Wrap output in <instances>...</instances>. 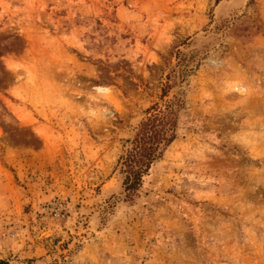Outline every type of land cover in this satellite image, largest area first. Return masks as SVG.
<instances>
[{
	"label": "rangeland",
	"instance_id": "obj_1",
	"mask_svg": "<svg viewBox=\"0 0 264 264\" xmlns=\"http://www.w3.org/2000/svg\"><path fill=\"white\" fill-rule=\"evenodd\" d=\"M167 75L177 137L126 202ZM0 264H264V0H0Z\"/></svg>",
	"mask_w": 264,
	"mask_h": 264
},
{
	"label": "trees",
	"instance_id": "obj_2",
	"mask_svg": "<svg viewBox=\"0 0 264 264\" xmlns=\"http://www.w3.org/2000/svg\"><path fill=\"white\" fill-rule=\"evenodd\" d=\"M161 85V102L144 111L131 137L125 140L117 161L126 202L137 196L153 165L177 137L184 100L175 95L168 98L170 90L176 85L175 75H167Z\"/></svg>",
	"mask_w": 264,
	"mask_h": 264
}]
</instances>
